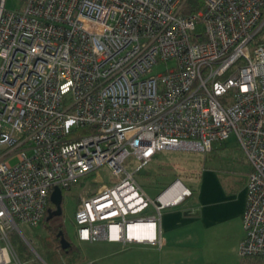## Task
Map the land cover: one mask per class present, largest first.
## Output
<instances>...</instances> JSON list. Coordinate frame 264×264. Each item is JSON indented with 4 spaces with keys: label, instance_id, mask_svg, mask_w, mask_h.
Segmentation results:
<instances>
[{
    "label": "built area",
    "instance_id": "obj_1",
    "mask_svg": "<svg viewBox=\"0 0 264 264\" xmlns=\"http://www.w3.org/2000/svg\"><path fill=\"white\" fill-rule=\"evenodd\" d=\"M190 1L0 0V264H23L11 234L43 221L55 188L103 167L78 241L162 248L163 211L193 190L153 200L130 159L232 139L251 167L239 257H264V0L184 14Z\"/></svg>",
    "mask_w": 264,
    "mask_h": 264
},
{
    "label": "crops",
    "instance_id": "obj_2",
    "mask_svg": "<svg viewBox=\"0 0 264 264\" xmlns=\"http://www.w3.org/2000/svg\"><path fill=\"white\" fill-rule=\"evenodd\" d=\"M231 144L235 145L231 141L217 145L208 154L209 163H204L201 184L191 188V198L163 211L159 224L165 241L162 248L89 243L99 247L83 251L80 261L86 264H239V246L245 239L243 218L251 167L237 144L234 149H239L240 156L226 153ZM222 153L231 155L228 161ZM231 162L233 166L228 168L225 163Z\"/></svg>",
    "mask_w": 264,
    "mask_h": 264
},
{
    "label": "rangeland",
    "instance_id": "obj_3",
    "mask_svg": "<svg viewBox=\"0 0 264 264\" xmlns=\"http://www.w3.org/2000/svg\"><path fill=\"white\" fill-rule=\"evenodd\" d=\"M7 8L9 10L20 9V0H7ZM231 142H234L235 145L231 144V147L228 148L230 150L226 153L233 152V155L237 154L240 156L241 153L239 149H234V146H236L234 139H232ZM226 153H222L221 156H226L228 161L231 155H226ZM158 158V161H153L143 166L138 163L136 164L133 159H130V167H128L132 172L136 168L141 167L139 173L136 175V180L151 199L155 200L159 194L178 179L189 188L201 184V173L206 159L205 154L192 151H164ZM13 163H16V161H13ZM225 165L228 168H230L231 165L233 166L232 162L230 164L225 163ZM236 168L235 166L234 170L238 172ZM99 172L102 175L104 183H109L110 171L106 167H103ZM95 179L99 181L96 175L80 178L72 190L63 191L64 215L60 224H62L73 243L80 246L82 252L90 248L99 247V245L80 243L76 238L77 225L75 218L78 207L83 199H89L96 195L103 183V181L95 182ZM42 222L36 227L22 226L20 227V232L13 231L11 234L15 250L23 264H51L49 256L52 252L48 246V241L50 239L47 227L43 225ZM53 224L55 223H51L50 226L53 227ZM63 264H66V262L63 261ZM73 264L86 263L80 261Z\"/></svg>",
    "mask_w": 264,
    "mask_h": 264
},
{
    "label": "trees",
    "instance_id": "obj_4",
    "mask_svg": "<svg viewBox=\"0 0 264 264\" xmlns=\"http://www.w3.org/2000/svg\"><path fill=\"white\" fill-rule=\"evenodd\" d=\"M190 4L193 6H189L185 11L184 14L192 13L198 11L200 6L202 5L201 0H191ZM193 9V10H192ZM159 153L153 161H158L159 160ZM208 154L205 155V164L208 161ZM152 161V162H153ZM151 163V162H150ZM163 167V165H162ZM55 209V206L49 202L48 208L46 215L43 219L42 224L47 227L48 235H49V241H48V246L50 248V251L52 252L51 255L49 256V260L51 264H63V261L66 262V264H73L82 259V250L80 246L76 245L73 243L72 239L68 236L66 233L65 229L63 227L59 229H53L50 226V216L53 214V210ZM63 232V236L66 238L71 243V248L68 250H63L61 247V237L59 236V232ZM239 264H264V257H248V258H242Z\"/></svg>",
    "mask_w": 264,
    "mask_h": 264
},
{
    "label": "water",
    "instance_id": "obj_5",
    "mask_svg": "<svg viewBox=\"0 0 264 264\" xmlns=\"http://www.w3.org/2000/svg\"><path fill=\"white\" fill-rule=\"evenodd\" d=\"M50 201L55 207L58 208V210L54 213L55 216H58L61 212L60 207L63 202V192L60 188H55L54 192L51 195ZM59 236L61 237L62 249L68 250L69 248H71V243L66 240L62 232L59 233Z\"/></svg>",
    "mask_w": 264,
    "mask_h": 264
},
{
    "label": "flooded vegetation",
    "instance_id": "obj_6",
    "mask_svg": "<svg viewBox=\"0 0 264 264\" xmlns=\"http://www.w3.org/2000/svg\"><path fill=\"white\" fill-rule=\"evenodd\" d=\"M58 210V208L57 207H55V209L53 210V214L50 216V224L51 223H55V224H53L54 226L52 227L53 229H59V228H61V227H63L62 226V224H60L61 223V220H62V218H63V215H64V209H63V202H62V204H61V207H60V210H61V212H60V214L58 215V216H55L54 215V213L56 212ZM60 232H62V231H60ZM59 232V233H60ZM63 233V232H62ZM61 241V240H60ZM72 247V246H71ZM70 249V248H69Z\"/></svg>",
    "mask_w": 264,
    "mask_h": 264
},
{
    "label": "bare ground",
    "instance_id": "obj_7",
    "mask_svg": "<svg viewBox=\"0 0 264 264\" xmlns=\"http://www.w3.org/2000/svg\"><path fill=\"white\" fill-rule=\"evenodd\" d=\"M169 196H170V193L168 195H166L164 199H167V197H169Z\"/></svg>",
    "mask_w": 264,
    "mask_h": 264
}]
</instances>
